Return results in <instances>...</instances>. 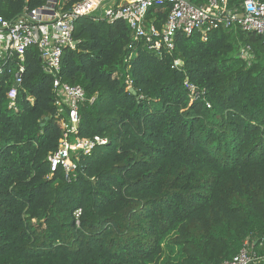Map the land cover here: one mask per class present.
Masks as SVG:
<instances>
[{
  "label": "trees",
  "instance_id": "obj_1",
  "mask_svg": "<svg viewBox=\"0 0 264 264\" xmlns=\"http://www.w3.org/2000/svg\"><path fill=\"white\" fill-rule=\"evenodd\" d=\"M58 1L68 10L80 0ZM46 3L0 0V16ZM166 17L148 14L157 28ZM72 39L59 77L85 93L79 136L107 144L79 155L70 180L51 172L61 138L52 76L28 48L9 108L17 67L4 66L0 264H223L242 249L264 264L263 39L237 28L205 42L177 34L175 50L157 55L141 42L128 49L122 17L79 18ZM175 60L183 66L172 68ZM185 81L202 98L190 102Z\"/></svg>",
  "mask_w": 264,
  "mask_h": 264
},
{
  "label": "built area",
  "instance_id": "obj_2",
  "mask_svg": "<svg viewBox=\"0 0 264 264\" xmlns=\"http://www.w3.org/2000/svg\"><path fill=\"white\" fill-rule=\"evenodd\" d=\"M157 9L167 11L160 28L148 20L149 12ZM82 17H94L99 21L122 17L132 36L128 49L141 42L147 51L157 55L171 54L175 50L177 34L186 37L198 34L205 42L215 30L237 28L243 33L261 37L264 42V2L260 0H244L238 5H230L228 0H208L199 7L188 0H129L124 4H117L116 0H80L68 10H63L58 0H47L44 6L25 10L13 20L0 16V76L5 71L4 66L13 61L17 67L14 84L18 87L24 72L25 52L30 47H36L43 68L52 76L54 116L61 138L47 161L51 172L60 169L67 180L75 176L79 155L87 156L107 144V140L99 137L86 139L79 136V110L86 102L85 93L81 87L64 83L59 77L62 51L74 48V23ZM249 53V47L239 52L241 57L251 58ZM182 66V62L175 60L172 68ZM184 87L190 102L202 98L204 92L192 84L185 81ZM129 89H132L131 82ZM16 90L13 87L7 93L9 108L15 107ZM93 100H88V103ZM256 261L259 259L254 253L242 249L223 264H254Z\"/></svg>",
  "mask_w": 264,
  "mask_h": 264
},
{
  "label": "water",
  "instance_id": "obj_3",
  "mask_svg": "<svg viewBox=\"0 0 264 264\" xmlns=\"http://www.w3.org/2000/svg\"><path fill=\"white\" fill-rule=\"evenodd\" d=\"M52 1H53V2H56L57 0H52ZM75 45H76V42L73 43V46H75ZM47 72H48V70H47ZM14 88L17 89V84H14ZM128 92H129L131 95L135 96V91H134L133 89H129ZM41 126H42V125H41Z\"/></svg>",
  "mask_w": 264,
  "mask_h": 264
},
{
  "label": "crops",
  "instance_id": "obj_4",
  "mask_svg": "<svg viewBox=\"0 0 264 264\" xmlns=\"http://www.w3.org/2000/svg\"><path fill=\"white\" fill-rule=\"evenodd\" d=\"M129 0H116L117 4H124L126 2H128Z\"/></svg>",
  "mask_w": 264,
  "mask_h": 264
}]
</instances>
